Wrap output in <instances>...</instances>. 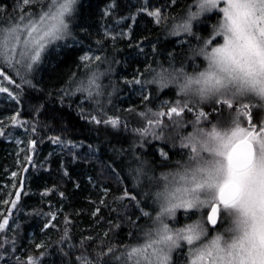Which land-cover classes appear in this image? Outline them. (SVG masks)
<instances>
[{"label": "trees", "instance_id": "trees-1", "mask_svg": "<svg viewBox=\"0 0 264 264\" xmlns=\"http://www.w3.org/2000/svg\"><path fill=\"white\" fill-rule=\"evenodd\" d=\"M189 5L193 0H76L68 33L49 43L31 69L19 54L15 58L22 62L16 73L0 64L10 90L0 91V222L7 217L9 223L0 229V264H26L29 257L37 264H83L82 257L91 264H121L119 254L140 239L141 226L149 218L142 212H154L137 174L140 162L154 175L190 163L191 150L181 145L194 131L195 111L181 118L159 117V127L148 125L151 113L188 100L208 114L198 127L210 130L218 122L222 129L232 126L235 108L217 112L210 101L179 95L176 84L160 87L152 82L161 69L175 75L180 69L195 74L207 67L199 49L223 18L214 10L193 21V34L172 35ZM42 8H48V0L32 6L0 0V30L15 24L22 30L26 21L21 17L38 16ZM156 9L167 19L157 23L148 14ZM85 56L87 60L81 59ZM93 73L98 90L91 96L78 92ZM240 103L250 105L253 123H262L264 100L252 94ZM97 113L105 120L119 118V123L97 124L91 120ZM11 115L23 120L31 141L19 154L13 140L19 126L13 125ZM242 125L247 127V120ZM149 127L152 130L141 135ZM18 168L21 178L14 191L6 184L12 181L8 174ZM129 190L136 200L124 197ZM9 191L11 200L22 193L16 207L11 201L2 203Z\"/></svg>", "mask_w": 264, "mask_h": 264}, {"label": "snow or ice", "instance_id": "snow-or-ice-1", "mask_svg": "<svg viewBox=\"0 0 264 264\" xmlns=\"http://www.w3.org/2000/svg\"><path fill=\"white\" fill-rule=\"evenodd\" d=\"M39 2L21 0L24 6ZM75 3L76 0H48V8H42L38 16L21 17L22 23L27 21L22 30L20 24L0 30V57L11 66L12 54L18 52L20 57L27 58L26 67L31 69L33 63L40 60L46 46L67 33L65 17L72 13ZM214 10L221 12L223 19L214 29L213 36L199 49L208 62L207 68L195 74L180 69L175 75L168 69H161L152 82L160 87L176 84L179 95L210 101L218 106L214 108L217 112L235 108L236 115L231 127L222 129L218 122L207 130L197 125L208 120V114L203 108L194 109L188 100L177 101L166 106L164 111L151 113L153 118L148 119V125L159 127L162 123L159 117L181 118L184 113L195 111L194 131L182 138L181 145L191 150L190 163L183 166L182 171L170 174L172 179L164 177L163 190L155 194L159 211L153 218V227L144 233V243L126 250L125 264L128 261L132 264H175L172 253L184 244L192 256L189 264H264V123H253L250 105L240 103V99L249 93L264 98V0H193L186 17L174 24L172 35L180 32L193 34V21ZM161 12L156 9L148 14L160 23L167 19ZM216 36H222L223 43L211 46ZM210 46L211 50L207 51ZM81 59L87 60L88 57ZM100 59L95 57L97 61ZM21 62L19 59L15 61ZM0 76L8 79L2 72ZM97 79V74L93 73L87 87H78L77 91H88L91 96L99 88ZM0 91L7 92L8 89L0 88ZM144 100L148 101V97L145 96ZM91 120L112 126L119 123L116 117L105 120L102 113L91 116ZM242 120H247V127L241 126ZM175 122L181 124L179 120ZM151 130L150 127L144 128L141 135ZM160 154L165 158L168 156L164 151ZM21 195L16 193V198L11 200L12 207H16ZM123 195L137 199L131 190ZM177 209L185 210L186 214L188 210L207 209V215L173 227L168 221H175ZM222 210L232 218L231 226L223 234L218 233L205 242L209 231L207 226L218 225ZM142 215L150 217L146 211ZM7 223L5 217L0 222V229ZM82 262L91 264L87 257H82ZM26 264H37L36 258L29 257Z\"/></svg>", "mask_w": 264, "mask_h": 264}, {"label": "rangeland", "instance_id": "rangeland-1", "mask_svg": "<svg viewBox=\"0 0 264 264\" xmlns=\"http://www.w3.org/2000/svg\"><path fill=\"white\" fill-rule=\"evenodd\" d=\"M221 7H223V4L220 5ZM221 13V12H220ZM222 18H223V14L221 13ZM70 15H67L65 17L66 23L69 25V17ZM27 23V21H26ZM67 33H68V29H67ZM66 33V34H67ZM21 35L22 32L20 33ZM65 34V35H66ZM64 35V37H65ZM223 43V37L220 36V39H218V41L215 43L214 46H217L219 44ZM19 48V45H18ZM15 54L17 53H13L12 54V65L10 66V70L14 73L17 72V68L20 66V63H15V61L17 60V58H15ZM5 63L6 67L9 66L8 62L3 58L0 57V64ZM16 66L15 69H13V66ZM207 67H203V69L201 71H203L204 69H206ZM0 72H2V68H0ZM7 84L6 79L3 78V76H0V88H7L5 87V85ZM8 89V88H7ZM10 90H8L7 92H9ZM3 92V91H2ZM6 93V92H5ZM247 96V97H246ZM245 97L248 99V97H252V93L247 94ZM8 97H11L8 95ZM11 117H14L11 115ZM16 123V126H19V131L18 133H15L13 136V140L16 141V153H22L23 150H27L29 145H31V141H29L30 139L26 138L27 132H25V128H23L24 124H22L23 120L22 119H15L13 121V125L14 123ZM262 123H264V120L262 121ZM5 125H7V123H5ZM243 126V125H241ZM246 127V126H244ZM21 157H24V154L17 156L18 160L21 159ZM26 161V160H25ZM25 161L23 163H25ZM27 163V161H26ZM23 168V166H22ZM149 167L144 163V162H140V169L141 171L137 174L140 176V184L142 187H145L147 191H149L147 194H145L146 197V202L149 206H153L154 208V212L151 213L150 217L147 219V221L143 224V226H141V231H142V235L140 237L139 240H137L136 242H134L133 244H131V247L140 245L142 243H144V233L150 229L151 227H153V218L156 216V213L159 211V203L156 201V193L159 191H162L164 186H165V176H168L169 179H172V175L170 174H174L178 171H182L183 167H176L175 169H169V170H163V171H159L158 173H155V175L151 172L150 169H148ZM13 173H16L15 176H13ZM8 176L11 178V184L7 183V188L11 189L14 187V191H17V188L19 187V180L21 178V175L19 173V168L15 169L13 172H11L10 174H8ZM27 177V176H26ZM178 179V177H177ZM16 183V185H14ZM6 193V192H5ZM11 201V194L10 191L9 193L7 192V194H4L3 197V201L2 203L5 202H10ZM9 205L8 203H5V205ZM178 210H182V212H179ZM206 209H193V210H188L187 214L185 212V210L183 209H177V216L175 218V221H168L170 223L171 226L173 227H180L183 226L184 224L187 223H191L197 219H199L201 217V215L206 217L207 211ZM3 212V208L0 209V213ZM180 214V215H179ZM232 223V218L227 214V212L223 211L221 212V219L218 223V225L214 226L211 228L208 227L209 231H208V235L207 238L205 240V242H207V240H210L211 238H213L215 235H217L218 233L223 234L225 229L229 228L231 226ZM9 224V223H8ZM226 238H229L226 236ZM200 245H197V247H199ZM127 248V249H129ZM125 249V250H127ZM125 252H121V254H119V260L121 262V264H125L124 261V256H125ZM172 259L175 262V264H189V261L192 259V256L190 255V249L189 247L184 244L180 249L174 250L172 253ZM127 264H132L131 261H128Z\"/></svg>", "mask_w": 264, "mask_h": 264}, {"label": "clouds", "instance_id": "clouds-1", "mask_svg": "<svg viewBox=\"0 0 264 264\" xmlns=\"http://www.w3.org/2000/svg\"><path fill=\"white\" fill-rule=\"evenodd\" d=\"M182 82V81H181ZM259 97V96H258ZM198 98V97H197ZM261 100H264V98H262V97H259Z\"/></svg>", "mask_w": 264, "mask_h": 264}, {"label": "water", "instance_id": "water-1", "mask_svg": "<svg viewBox=\"0 0 264 264\" xmlns=\"http://www.w3.org/2000/svg\"><path fill=\"white\" fill-rule=\"evenodd\" d=\"M25 171V170H24ZM207 215V214H206ZM211 226V225H210ZM211 227H214V226H211Z\"/></svg>", "mask_w": 264, "mask_h": 264}]
</instances>
